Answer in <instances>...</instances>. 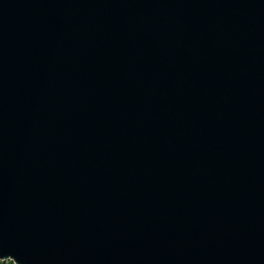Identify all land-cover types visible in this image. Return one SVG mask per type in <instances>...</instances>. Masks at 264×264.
<instances>
[{
  "label": "water",
  "instance_id": "1",
  "mask_svg": "<svg viewBox=\"0 0 264 264\" xmlns=\"http://www.w3.org/2000/svg\"><path fill=\"white\" fill-rule=\"evenodd\" d=\"M0 255L264 264V0H0Z\"/></svg>",
  "mask_w": 264,
  "mask_h": 264
},
{
  "label": "trees",
  "instance_id": "2",
  "mask_svg": "<svg viewBox=\"0 0 264 264\" xmlns=\"http://www.w3.org/2000/svg\"><path fill=\"white\" fill-rule=\"evenodd\" d=\"M0 264H15L13 260L7 259V260H0Z\"/></svg>",
  "mask_w": 264,
  "mask_h": 264
},
{
  "label": "snow or ice",
  "instance_id": "3",
  "mask_svg": "<svg viewBox=\"0 0 264 264\" xmlns=\"http://www.w3.org/2000/svg\"><path fill=\"white\" fill-rule=\"evenodd\" d=\"M0 256H11V255H0Z\"/></svg>",
  "mask_w": 264,
  "mask_h": 264
},
{
  "label": "clouds",
  "instance_id": "4",
  "mask_svg": "<svg viewBox=\"0 0 264 264\" xmlns=\"http://www.w3.org/2000/svg\"><path fill=\"white\" fill-rule=\"evenodd\" d=\"M4 260H7V259H4ZM12 260V259H11Z\"/></svg>",
  "mask_w": 264,
  "mask_h": 264
}]
</instances>
